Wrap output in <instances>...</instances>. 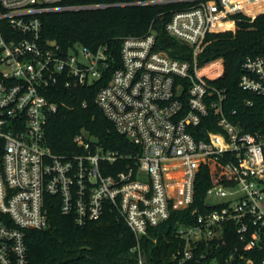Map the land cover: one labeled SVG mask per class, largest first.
<instances>
[{"label": "built area", "instance_id": "1", "mask_svg": "<svg viewBox=\"0 0 264 264\" xmlns=\"http://www.w3.org/2000/svg\"><path fill=\"white\" fill-rule=\"evenodd\" d=\"M60 2L0 0V264H28L27 231L49 227L47 195L57 197L61 213L72 215L78 227L115 213L135 237L132 252L138 254L139 264H146L142 239L167 222L173 210L193 203L197 175L210 159L224 161L237 185L210 188L207 205L215 197L226 199L218 205L228 206L211 204L212 210L199 215L196 224L177 229L184 247L174 256L176 264L205 259L196 251L202 244L221 241L229 222L247 249L263 251L264 130L248 132L233 120L236 110L226 111L227 91L215 85L224 76V61L200 65L198 58L209 35L232 30L227 26L237 22L235 15L252 18L246 10L264 0L132 3H194L175 12L165 28L192 49L193 59L172 58L158 50L151 27L145 36L122 40L119 62L108 45L89 49L77 44L65 51L44 44L42 16L109 7ZM110 71L95 103L138 153L106 151L80 135L75 143L82 153L56 154L47 138L49 119L60 109L52 98L58 91L92 87ZM239 88L264 97V55L245 59ZM245 103L254 105L251 100ZM210 117L219 132L198 138ZM238 258L231 256L227 264H255L244 255Z\"/></svg>", "mask_w": 264, "mask_h": 264}, {"label": "trees", "instance_id": "2", "mask_svg": "<svg viewBox=\"0 0 264 264\" xmlns=\"http://www.w3.org/2000/svg\"><path fill=\"white\" fill-rule=\"evenodd\" d=\"M143 1L147 0H61V6L109 7L42 16L43 42L47 44L55 41L65 51L77 44L89 49L108 45L119 62L122 40L131 36H145L152 27L157 33L158 50L172 58L192 60V49L169 36L165 28L175 12L190 8L194 3L132 5ZM233 18L237 20L236 32L209 35L208 45L198 61L200 65L217 59L224 61V76L215 81V85L227 91L226 111L231 113L236 110L237 118L233 120H239L246 131L257 132L264 130V97L242 91L239 79L242 64L247 57L264 55V14L259 15L253 23L248 22L249 19L243 14ZM227 27L234 30L235 24ZM112 72L107 73L103 80L92 87L58 91V95L52 98L60 109L49 119L47 138L56 154L82 153L75 138L80 135L85 137V134L88 135V138L85 137L88 141H95L106 151L138 153L139 149L117 132L95 103L97 92L108 84ZM247 100L253 102V107L246 105ZM85 103L87 107L83 106ZM212 120L213 117H210L203 121L198 138H203L208 131L219 132L217 125L211 123ZM219 185L234 187L237 180L225 171L224 161L210 159L197 175L193 203L185 210H173L167 222L151 228L148 236L142 239L141 248L147 258L146 264H176L174 256L184 247V242L176 235L177 229L196 224L199 215L212 210L207 207V191ZM45 204L49 227L27 231L28 264H139L138 254L132 252L136 245L135 237L115 213H107L101 221L82 228L75 224L72 215L61 213L57 197L47 195ZM226 206L228 204L214 208ZM84 247L90 249H83ZM196 253L205 254L206 258L187 264H227V260L233 255L235 259L244 255L245 258L253 259L255 264L264 262V250L247 249V242L241 240L238 229L232 222L224 224L221 241L202 244ZM237 261L231 264H236Z\"/></svg>", "mask_w": 264, "mask_h": 264}, {"label": "rangeland", "instance_id": "3", "mask_svg": "<svg viewBox=\"0 0 264 264\" xmlns=\"http://www.w3.org/2000/svg\"><path fill=\"white\" fill-rule=\"evenodd\" d=\"M261 14H264V3H261V5L259 6H256V7H249V9L246 10V15L248 17H254L255 19L261 15ZM250 18L248 20V22L250 23H253L255 19H252ZM248 19V18H247ZM235 24V28L234 30L232 29L231 31H228V32H232V33H235L236 32V23ZM223 26H226V24H224ZM85 137L88 138V135L85 134ZM95 142V141H93ZM226 199H221V198H215V197H211L209 198V202L212 204V205H218V204H221L225 201Z\"/></svg>", "mask_w": 264, "mask_h": 264}, {"label": "water", "instance_id": "4", "mask_svg": "<svg viewBox=\"0 0 264 264\" xmlns=\"http://www.w3.org/2000/svg\"><path fill=\"white\" fill-rule=\"evenodd\" d=\"M49 45H50L51 47H56V46H57V42H55V41L50 42ZM207 207L210 208V207H212V205H211V204H208ZM87 248H88V247H84L83 249H87ZM88 249H90V248H88Z\"/></svg>", "mask_w": 264, "mask_h": 264}]
</instances>
